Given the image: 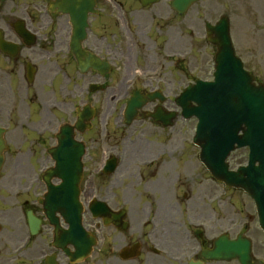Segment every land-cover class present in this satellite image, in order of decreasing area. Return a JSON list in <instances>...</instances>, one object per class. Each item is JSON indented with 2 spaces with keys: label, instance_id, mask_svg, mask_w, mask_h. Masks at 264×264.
Masks as SVG:
<instances>
[{
  "label": "flooded vegetation",
  "instance_id": "1",
  "mask_svg": "<svg viewBox=\"0 0 264 264\" xmlns=\"http://www.w3.org/2000/svg\"><path fill=\"white\" fill-rule=\"evenodd\" d=\"M84 1L0 0L7 43L0 48V126L28 130L39 140L30 155L41 156V174L28 176L22 201L15 196L0 209V264H242L234 246L223 243L240 235L252 242L251 263L264 264L255 200L224 202L223 191L232 190L208 174L183 118L175 131L174 92L194 81L199 65L191 61L189 25L175 26L172 0H96L93 12ZM249 2L263 7L264 19V0ZM79 44L82 53L109 62L110 71L80 68ZM92 86L98 92L90 93ZM135 93L155 97L127 123ZM68 124L86 146L83 224L95 243L66 219L56 225L40 204L43 173L54 165L49 150ZM26 167L35 171L31 159Z\"/></svg>",
  "mask_w": 264,
  "mask_h": 264
},
{
  "label": "water",
  "instance_id": "2",
  "mask_svg": "<svg viewBox=\"0 0 264 264\" xmlns=\"http://www.w3.org/2000/svg\"><path fill=\"white\" fill-rule=\"evenodd\" d=\"M197 1L174 0V5L177 11L183 13ZM208 29L210 42L219 49L215 59V81H197L196 86L187 89L177 99V104L182 107L184 116H196L200 121L195 140L204 149L202 156L212 175L228 188L242 189L255 197L264 227V86L253 83V77L235 56L228 20L224 18ZM191 102L197 105L193 106ZM134 110L135 106L131 111ZM2 144L0 133V169L3 163ZM246 146L251 147L249 165L240 167L238 171H229L226 159L231 151ZM66 152L68 149L63 148L62 155L68 158ZM238 243L239 248L234 252L241 261H245L249 243ZM242 246L246 248V256L242 253Z\"/></svg>",
  "mask_w": 264,
  "mask_h": 264
},
{
  "label": "rangeland",
  "instance_id": "3",
  "mask_svg": "<svg viewBox=\"0 0 264 264\" xmlns=\"http://www.w3.org/2000/svg\"><path fill=\"white\" fill-rule=\"evenodd\" d=\"M159 9L160 7L156 8V10ZM262 11L263 7L255 10L250 5L249 0H202L193 6L185 17L176 18V27L189 25L187 31L190 33V41L195 47L194 51L191 52V56L200 63L207 62L202 67V71L197 74L199 77L207 78V76H211L213 68L212 49L206 46L203 39L204 23L205 21L215 23L222 15H227L231 21V35L237 54L243 59L246 68L253 73L257 81L264 83V19ZM11 18L13 17L11 16L9 20ZM200 37H202L201 40ZM199 40L202 41V44L198 42ZM192 61H195V59H192ZM174 94L175 96L178 95L179 90H176ZM196 123V119H191L186 125V130L193 132ZM182 126V121L176 123L175 131L179 132ZM25 133L16 131L15 138L9 135L8 141L14 143V150L7 154L4 168L0 174V209L7 210L10 206L6 205V202L15 203V196L22 201L25 195L24 186L28 182V176L32 175L26 166L29 162L30 148L39 147V141L31 140L30 136H24ZM31 142H35V145H32ZM37 154L39 155V151ZM246 161V149L232 153L229 158L232 169L245 164ZM32 166L35 167V164H32ZM228 194H223L224 202L229 201V196L232 195L234 197L233 201L237 200L235 197L238 200L242 197L240 201L246 203L243 195L238 193Z\"/></svg>",
  "mask_w": 264,
  "mask_h": 264
}]
</instances>
